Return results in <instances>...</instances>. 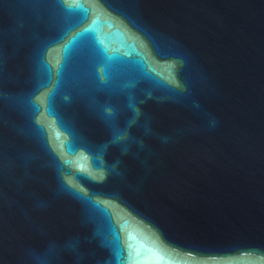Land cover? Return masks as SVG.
I'll return each instance as SVG.
<instances>
[{
  "label": "water",
  "instance_id": "95a60500",
  "mask_svg": "<svg viewBox=\"0 0 264 264\" xmlns=\"http://www.w3.org/2000/svg\"><path fill=\"white\" fill-rule=\"evenodd\" d=\"M0 264H264V0H0Z\"/></svg>",
  "mask_w": 264,
  "mask_h": 264
}]
</instances>
